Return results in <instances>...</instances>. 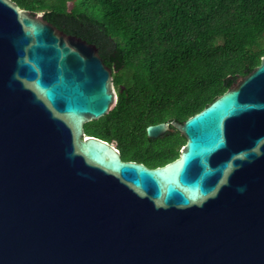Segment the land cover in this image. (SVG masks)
Instances as JSON below:
<instances>
[{"label":"water","instance_id":"1","mask_svg":"<svg viewBox=\"0 0 264 264\" xmlns=\"http://www.w3.org/2000/svg\"><path fill=\"white\" fill-rule=\"evenodd\" d=\"M96 44L0 0V264H264V56L162 166L86 133L116 105Z\"/></svg>","mask_w":264,"mask_h":264},{"label":"trees","instance_id":"2","mask_svg":"<svg viewBox=\"0 0 264 264\" xmlns=\"http://www.w3.org/2000/svg\"><path fill=\"white\" fill-rule=\"evenodd\" d=\"M69 34L97 45L112 69L115 107L86 133L124 160L157 167L179 157L184 122L251 73L264 56V0H14Z\"/></svg>","mask_w":264,"mask_h":264},{"label":"rangeland","instance_id":"3","mask_svg":"<svg viewBox=\"0 0 264 264\" xmlns=\"http://www.w3.org/2000/svg\"><path fill=\"white\" fill-rule=\"evenodd\" d=\"M38 14H41V15H42L43 13H42V12H39ZM114 144H115V143H114Z\"/></svg>","mask_w":264,"mask_h":264}]
</instances>
